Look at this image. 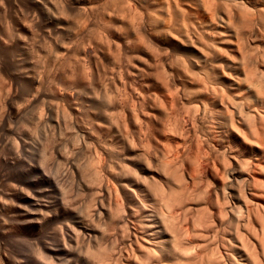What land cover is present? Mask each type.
I'll list each match as a JSON object with an SVG mask.
<instances>
[{"label": "rangeland", "instance_id": "rangeland-1", "mask_svg": "<svg viewBox=\"0 0 264 264\" xmlns=\"http://www.w3.org/2000/svg\"><path fill=\"white\" fill-rule=\"evenodd\" d=\"M263 6L264 0H0V264H27V261L34 260L35 252L39 249V244L35 239L32 241V239H26L23 235L21 236L27 230L25 222L20 218L21 213L19 210V207H27L22 201L24 195L32 199L34 196L39 201L42 200V204H46V202L50 204V202H55L56 199L59 203L63 201L62 203L66 204H62L64 206L61 209L54 207L34 208L36 211L38 210V213L36 211L35 213L38 215L36 216L39 220L42 219L41 217H55L56 215L57 219L59 217L58 221H66L70 226L86 224L90 226V222L93 223L94 220L95 225L91 224V226L97 227L98 225L99 227L100 225V230L106 227L107 230L105 229L104 233L107 231L108 235L115 233V236L109 235L108 237L109 239L111 237L114 238L115 242L111 241L112 243H110L111 239H107L109 241L105 243V238L104 242L102 240H100V243L98 242L99 244L103 242L102 246H97L99 244L96 245L92 241L89 243L90 239L87 236H85L86 238L80 236L86 241L83 242L82 240L84 244H81L79 238V244L71 242V246L67 248L69 249L70 247L72 249L73 245L75 247L78 244L79 250L83 245V251H78L81 256L76 253L77 247L73 251L78 256H75V253L71 252L72 250L70 249V252L74 255V257H70L72 259L76 258L72 260L67 256V259L65 258L66 261L64 260L63 263L60 262L59 264H80L81 262L84 263V261H87L85 264H96L94 262L96 261L95 258L93 260L92 257L95 253L103 255L101 257L97 254L104 260L107 257L115 259L114 256H116L117 260L112 261V264L142 263L140 253L146 248V245L141 242V238L144 235L139 227L143 223H140L139 219L136 218L131 223H126L125 226L121 225L123 227L120 226V228L114 224L119 217L120 211L123 208L122 212L128 210L129 205L126 204L127 200L123 196L122 190L126 189V187L130 188V182L133 179L140 183V187L142 184L145 185H142V190H148V187H150L148 191H152L158 185L153 192L156 197L152 195L153 197L149 201V204L156 210L160 209V205L163 204L162 201L165 199L164 202H166L168 198L167 196L163 200L161 199L164 196H159L162 190L165 192V196L170 191L173 193L176 191L177 193V196L172 194V196L174 195L177 198L173 196L174 198L171 199V202L174 200L172 203L178 201L180 204L177 202L178 205L173 204V208L175 207L174 212L169 207L166 208L173 214L176 213L175 209L183 203L179 210L177 208V214L172 217H181L179 219L176 218L174 222H177V225L179 224L177 227H181L182 236H184V233L186 236L187 232L183 231L186 228H188V236L195 232L193 233V238L190 236L191 238L187 239L186 237L181 240L186 244L191 243L190 245H193V252L195 253L193 254L192 250L190 253L193 254V257H199L186 259L189 255L186 257L182 255L183 257H180L182 259L181 262H179L180 258L178 257V263L177 261H172L174 264H200L202 262L200 258L201 260L205 259L203 260L205 263L206 257L211 254L219 259L222 258L223 263L220 261V264L230 263L228 261L231 259L227 260V257H225V252L221 249L218 238L216 241L210 238L212 244H210L211 242L208 243L209 237L204 238L207 232L206 228L202 227V224L207 219H210L207 214L209 211L207 212L205 209L213 212L217 203L221 204V206L224 205L232 212V215L227 213L224 219L228 220L229 217L233 216L235 226V221L240 223L237 215H240V211L241 214L244 211L242 203L245 201H248V203L251 201L254 205L249 203L247 206L249 208L252 207L251 210H254L249 215L251 224H247L248 226H245V229L239 231L245 234L244 238L247 239L249 246L254 249L256 262L264 264V251H261L264 245V236L260 233V227H264V198H261L264 194L261 193V191L264 192L262 190L264 189V152L257 148V140H253L255 142L252 143V140H246L249 137L248 134L245 135V140L242 136L243 133H247V130L248 133L251 130L249 129L250 123H253L256 128L253 125L251 127L257 129L260 133L264 128V126L263 128L261 127L264 125L261 123L264 122V96L262 97L264 95V90L262 89L264 83H261L264 80V33H262L264 32V14H256L257 12L264 13L262 12ZM241 20L245 21L246 24L241 22ZM256 22L259 23L256 24ZM259 24L260 26H258ZM15 59H17V62ZM242 60H244L242 62L244 66L240 63ZM245 61H248V65H246ZM240 69L241 73H238ZM237 70L239 71L237 72ZM242 71H247V75L250 73L252 79L249 80L251 81H247V75ZM242 78H245L246 84L247 82L251 84L246 85L245 82L243 83ZM252 85L256 86L252 88ZM257 87L258 89L261 88L263 93L260 90L259 94ZM254 89L257 90L254 93L257 97L262 94L259 98L254 97ZM212 92H214V95H211ZM223 96L224 100L221 98ZM260 99L263 100V103ZM223 102H225V105ZM254 102L256 103L254 104ZM225 106L229 108L226 109ZM232 107L234 108L232 109ZM225 109L230 112L229 114L232 111V115H229ZM235 110L238 113L241 110L242 112L241 114H235ZM223 113L233 116L234 119L232 117L231 119L237 120L235 122H238L242 117L247 123L249 121L248 125H250H246V121H244L245 125H243L244 122L240 119L239 121L242 120V123L233 122L236 126L238 125V129H235L232 127V121L228 119L230 117L226 115L227 118L225 119ZM209 114L210 118H208ZM237 115L240 116L238 117ZM250 115L253 116L254 120ZM255 115L259 116V120ZM204 116H207L206 120ZM220 117H223V120H220ZM255 120H258L262 125L260 126ZM224 122L227 127L237 130L235 131L236 133L238 132L237 134H242V139L235 132L233 133L236 135L226 132L230 131V129L227 130V127L225 128ZM228 123L231 126H228ZM223 126L224 128H222ZM246 126L247 129L245 128ZM258 126L261 127H259L261 131L257 128ZM225 133L230 135L225 137ZM44 140H50V148L52 146L53 150L49 148L48 142L45 141L46 143L44 144ZM218 140L220 141L218 142ZM55 141H57L56 144L53 143ZM257 145H260V142ZM47 148L52 152L49 153L48 151L46 153L45 150ZM42 149H45L43 150L45 153L41 151ZM230 150L233 152H230ZM41 153L44 157L47 154H53V156L50 157L51 155H49V157H45L47 159L45 160L43 156H40ZM67 156L68 159L65 160ZM69 159L73 160L72 162L73 164L75 163L74 166L76 168L73 164L70 165L71 161ZM43 161L46 162L44 163ZM38 162L42 163L39 164ZM39 165H42V167ZM88 165H90V168L95 167L93 169H97L94 173H98V175L96 174L98 178L91 179L97 183L94 184L98 185L97 187L99 188L97 189L94 186H88L89 182H92L91 180L87 182V177L82 174L86 170L87 173L84 174L88 178L92 176L93 172L89 170ZM144 165L147 169H145ZM85 166L89 171H87ZM25 167H29V169ZM59 167L61 168L60 170ZM148 167L150 171H148ZM82 169L85 170L83 171ZM258 170L259 172H257ZM88 172H90V175ZM112 172H115V174ZM124 173H127L126 178L128 180L123 177L125 176ZM119 174H121V177H119ZM57 175L60 177H57ZM78 175L82 176V178ZM218 176L221 178H218ZM194 177L196 181L193 180ZM47 179L49 180L47 181ZM136 179H141V181ZM149 179L151 181L150 184H148ZM55 180L56 183L54 184ZM78 180H80V184ZM98 180H101L102 183L97 182ZM177 180L179 182L182 180L183 182L178 183ZM85 181L87 182V187ZM84 182L85 185L82 184ZM184 182L187 185L183 184ZM253 182L254 186L255 184L260 186L257 188V190H261L260 192L256 190V187L251 189H255L259 195L262 194L260 197L256 196L259 198H254V195L252 197L249 196L251 191L249 192L248 188L250 190V185ZM168 183H170V186H168ZM188 183H194L191 185V190L189 189L191 186ZM122 184H125L123 185L124 187L121 186ZM182 184L184 187L186 186V189L188 188L187 192L184 190L187 195H191L194 192L192 189L195 190L196 188L197 196L194 194L195 192L193 193L195 196L192 194L193 197L192 195L190 197L185 196L186 194L183 191L185 188H183ZM102 186L107 189L106 192L108 190L110 192L104 193ZM204 187L212 190H209L210 200L204 195L202 196V201L205 202L204 199L207 198L208 201L206 199L205 204L214 202L211 205L201 203V198H198L202 193L204 194V192L208 191ZM93 188L99 196L94 192ZM157 188L160 189L157 190ZM39 190L44 191L39 196L40 198L36 195L40 192ZM178 190H182L183 193L178 192ZM200 190L203 192L201 193ZM188 191L192 192L188 193ZM77 192L79 195H77ZM116 192L120 193L121 199H119V195ZM213 192L218 195L216 194L215 196ZM47 193L49 194L47 195ZM63 193L65 198L62 196ZM108 193L111 197L107 196ZM180 193H182L181 196ZM257 193L255 194L258 195ZM92 194H94L95 198ZM112 195H116L119 200L115 198L116 196H114V199ZM178 195L183 201L181 200L180 202ZM213 195L216 198L218 197V199L214 201ZM61 196L65 200L61 199ZM172 196L170 197L172 198ZM122 197L123 202H120ZM184 197L186 198L184 199ZM187 197L190 200L191 198L194 200L189 201ZM235 197H239V199ZM115 200H117L118 206ZM218 200L219 202L215 204ZM169 202L166 205L164 203V207L171 206L168 204ZM107 203L109 204L107 205ZM157 203L158 205H156ZM52 205L54 206V204ZM106 205L110 206V208L108 207V209ZM119 205L123 208H116L117 211H114L115 207H119ZM186 205L190 208V214L184 213L185 209L188 210ZM202 205L205 207L203 208ZM255 205L257 207L256 210L258 209L257 212L254 208ZM84 206H87V208ZM105 207L107 210H104L106 209ZM88 208L90 209L88 210ZM163 208L161 207L164 211L165 208ZM180 208L181 211H184L181 212ZM202 208L204 213H202ZM109 210L112 215L118 213V216L115 214L110 217L108 215L110 212H106ZM100 211L101 213H99ZM163 211H161L162 214L167 213V210L166 212ZM178 211L181 212V216ZM225 211L227 210L225 209ZM60 212L63 213H61V216H59ZM91 213L95 215L92 216ZM205 213V218H203ZM183 214L188 215H185L187 221L182 218ZM16 215L18 218H15L17 217ZM209 216L211 215L209 214ZM107 217H110L108 222ZM112 218L115 221L108 227L109 221L113 220ZM211 218L213 219L212 216ZM230 218L228 220L229 224L226 223V225L228 224V229L225 237L231 240L229 243L231 245L230 252L234 255V259L239 261V253L233 245L236 243L233 237L234 226L233 222H230ZM210 220L205 225L210 226L212 224L211 221L214 222V219ZM245 220V217L244 219L242 218L243 222ZM199 221H201L200 224L198 223ZM16 223L18 224L16 225ZM191 223L193 224L191 225ZM195 224L199 225L196 226ZM231 224L232 227L229 226ZM34 225L32 226L36 229L37 225ZM55 225L54 228L57 230L59 223ZM193 225L196 227L191 228L193 230L191 232L189 226L192 227ZM122 228L124 232L121 230ZM102 230L101 232H103ZM119 230L121 231L119 232ZM126 230H128V233ZM131 232L135 233V237L138 240L137 243L130 241L132 239L130 237ZM116 233H119V235ZM116 236H118L117 241L115 239ZM127 236L128 240H126ZM119 238H122L123 241H120ZM85 243L89 245V252L93 253L94 251L92 256H90L91 253L86 254L84 252L88 246ZM92 243L96 247H92ZM183 243L182 245H185ZM229 244L227 243L228 246ZM260 244L263 245L260 247ZM212 252H215V254ZM217 252L220 253L217 254ZM32 256L33 259L31 258ZM204 256L206 257L204 258ZM215 256L212 258H215ZM218 258L217 261L219 263ZM52 261L54 264L59 262L56 260ZM172 262L170 261L169 264H173Z\"/></svg>", "mask_w": 264, "mask_h": 264}, {"label": "bare ground", "instance_id": "bare-ground-1", "mask_svg": "<svg viewBox=\"0 0 264 264\" xmlns=\"http://www.w3.org/2000/svg\"><path fill=\"white\" fill-rule=\"evenodd\" d=\"M256 2V1H255ZM241 4V3H240ZM262 8H264V6L262 7ZM260 9V8H259ZM257 10V9H256ZM240 11V10H239ZM242 11V10H241ZM255 11V10H254ZM262 12H264V9L262 10ZM240 14V13H239ZM243 14V13H242ZM257 15H259V14H264V13H261V12H257L256 13ZM241 16V15H240ZM261 16V15H260ZM264 17V16H263ZM257 18H259L258 16H257ZM261 18V17H260ZM240 19V18H239ZM246 19V18H245ZM264 19V18H263ZM258 20H260V19H258ZM248 21V20H247ZM241 22H245V21H243V20H241ZM260 22H262V21H260ZM257 23H259V22H256V24ZM244 24H246V22L244 23ZM249 24V23H248ZM252 24V23H251ZM22 25V24H21ZM263 25H264V23H263ZM23 26V25H22ZM26 26V25H25ZM258 26H260V24L258 25ZM244 27V26H243ZM246 27V26H245ZM250 27V26H249ZM264 27V26H263ZM240 28H242V27H240ZM247 28H248V26H247ZM247 28H246V30H247ZM255 28H258V27H255ZM25 29V28H24ZM242 29H244V28H242ZM257 30V29H256ZM264 30V29H263ZM248 31V30H247ZM255 31V30H254ZM259 31V30H258ZM257 31V32H258ZM262 31V30H261ZM257 32H256V34H257ZM254 33V32H253ZM262 33H264V32H262ZM261 34V33H260ZM258 35H259V32H258ZM17 58V57H16ZM242 58H243V56H242ZM241 58V59H242ZM248 59V58H247ZM17 59H15V61H16ZM250 60V59H249ZM244 60H242L240 63H241V65H242V62H243ZM17 62V61H16ZM246 63L248 62V61H245ZM233 63V62H232ZM244 64V63H243ZM232 65V64H231ZM235 65V64H234ZM241 65H239V66H241ZM246 65H248V63L246 64ZM19 66V65H18ZM238 66V65H237ZM242 66H244V65H242ZM246 67V66H245ZM236 68V67H235ZM234 68V69H235ZM240 68V67H239ZM247 70V69H246ZM239 70H237V72H238ZM243 72V71H242ZM238 73H241V69H240V72H238ZM243 73H248L247 71L246 72H243ZM21 74H22V72H21ZM242 75H244V74H242ZM247 75V74H246ZM246 75H244V76H246ZM248 75H250V73L248 74ZM246 76V78H248V80L247 81H251V80H249V79H252V77H251V75L250 76ZM243 76V77H244ZM239 77V76H238ZM250 77V78H249ZM240 79V78H239ZM243 79V78H242ZM245 79V78H244ZM244 79H243V83L245 82L244 81ZM254 81V80H253ZM198 82V81H197ZM200 82V81H199ZM242 82V81H241ZM255 82V81H254ZM253 82V83H254ZM259 82V81H258ZM223 83V82H222ZM243 83H241V84H243ZM250 82H247V84H249ZM261 83H264V80L263 81H261ZM238 84H239V82H238ZM245 84H246V82H245ZM244 84V85H245ZM246 84V85H247ZM251 84V83H250ZM237 85V84H236ZM240 85V84H239ZM257 85V84H256ZM256 85H252V88H254L253 86H256ZM264 85V84H263ZM242 86V85H241ZM260 87H261V85H260ZM259 87V88H260ZM263 87V86H262ZM239 88V87H238ZM250 88V87H249ZM251 89V88H250ZM257 89H258V87H257ZM263 90H264V87L262 88ZM261 88L260 89H258L259 90V94H260V90H261V92L263 91ZM218 90V89H217ZM233 90V89H232ZM240 90V89H239ZM248 90V89H247ZM219 91H221V90H219ZM251 91H253L252 89H251ZM254 91L255 92H253V95H255L254 93H256V89H254ZM223 92V91H222ZM214 92H212V94L211 95H214L213 94ZM218 93V92H217ZM263 93V92H262ZM223 94V93H222ZM236 94V93H235ZM219 95V94H218ZM251 95V94H250ZM262 95V94H261ZM260 95V96H261ZM210 96V95H209ZM215 96H216V93H215ZM260 96H258L257 97V95H255L254 97L256 98H259ZM264 95H262V97H263ZM219 97V96H218ZM217 97V98H218ZM251 97H252V95H251ZM212 98V97H211ZM217 98H215V99H217ZM223 100H224V96L223 97H221ZM226 98V97H225ZM227 99V98H226ZM221 100V99H220ZM229 100V99H228ZM227 100V101H228ZM262 99H260V101H261ZM213 101V100H212ZM222 102V101H221ZM225 102H226V100H225ZM225 102H223V104L225 103ZM257 102V101H256ZM256 102H254V104L256 103ZM262 103H263V100L261 101ZM210 103H212V102H210ZM215 103V102H214ZM218 103H219V101H218ZM233 103V102H232ZM238 103V102H237ZM260 103V102H259ZM229 104H230V101H229ZM241 104V103H240ZM264 104V103H263ZM225 105V104H224ZM258 105V104H257ZM221 106V105H220ZM223 106V105H222ZM228 106H230V105H228ZM232 106V105H231ZM239 106V105H238ZM260 106H261V104H260ZM203 107V106H202ZM205 107V106H204ZM207 107V106H206ZM226 107V106H225ZM242 107V106H241ZM258 107H259V105H258ZM222 108H224V107H222ZM227 108H229V107H226V109ZM234 107H232V109H233ZM237 108V107H236ZM226 109H225V111H226ZM261 109V108H260ZM202 110V109H201ZM224 110V109H223ZM239 110H240V106H239ZM203 111H204V109H203ZM203 111H201L202 113H203ZM206 111V110H205ZM216 111V110H215ZM221 111V110H220ZM230 111V110H229ZM236 111V110H235ZM237 111H238V109H237ZM236 111V113L235 114H241V112H242V110H241V112L240 113H238ZM260 111H262V110H260ZM222 112V111H221ZM227 112V111H226ZM228 114L230 113V112H227ZM227 113H226V115H227ZM263 113V112H262ZM224 115H225V113H223ZM222 114V115H223ZM255 114H257V113H255ZM261 114V113H260ZM202 115V114H201ZM220 115V114H219ZM221 115V116H222ZM226 115L224 116L225 117V119L229 116V115H232V111H231V114H229V115H227V117H226ZM234 115V114H233ZM258 115H259V113H258ZM255 115L256 117H257V119L259 120V116H261V115ZM203 116V115H202ZM208 116V115H207ZM207 116L205 117V120H206V118H207ZM217 116V115H216ZM238 117L240 116V115H237ZM248 116V115H247ZM251 116V115H250ZM203 117V118H204ZM211 116H210V114H209V117L208 118H210ZM230 118H228L229 120H231L232 121V127L233 128H237V126L234 124V123H238V122H241L243 119H242V117L240 118V119H242L241 121H239L238 120V122H235V121H237V120H233L234 119V117L233 116H229ZM231 117L233 118V119H231ZM236 117V116H235ZM252 117V119H253V116H251ZM217 118V117H216ZM223 118V117H222ZM221 117L219 118L220 120L222 119ZM261 118H263V117H261ZM224 119V120H225ZM236 119H237V117H236ZM247 119V118H246ZM256 119V118H255ZM208 120H211V119H208ZM212 120H213V118H212ZM214 120H217V119H214ZM223 120V119H222ZM229 120H227V121H229ZM254 120V119H253ZM258 120H255V122L256 123H258V124H260V122L258 121ZM231 121H229V122H231ZM244 121H246V120H243L242 122H244ZM260 121H263V120H260ZM209 122V121H208ZM234 122V123H233ZM241 122V123H242ZM253 122V121H252ZM254 122V123H255ZM217 123H220V122H217ZM227 123V122H226ZM240 123V124H241ZM248 123H250L249 121H248ZM248 123H247V121H246V125H248ZM261 123H263L264 124V122H261ZM213 124V123H212ZM215 124V123H214ZM224 124H225V122H224ZM223 124V125H224ZM230 123H228V126H231V124L229 125ZM233 124H234V126H233ZM251 124V125H250ZM248 126H249V129H251L250 131H249V133H248V130L246 131L247 133H243V131H241V133H243V135L242 134H237L235 131H237V130H234V129H232V127H227V125L225 124L224 126H225V128L227 127V130L228 129H230V131L228 130V131H226V132H230V134L232 133V134H237V135H239L238 137L240 138V139H242V136H243V138H244V140L246 139L245 137V135L246 134H248L249 135V137H247V139L246 140H252V143H254L256 140L258 141V143L260 142V145H257L256 143V146H257V148L259 149V150H261V151H263L264 152V145H263V141H264V128H263V126L264 125H262V124H260V126L263 128V133L261 132H258V130L257 129H253L251 126L253 125V123H250ZM219 125V124H218ZM243 125H245V122L243 123ZM255 125H257V124H255ZM217 126V125H216ZM220 126V125H219ZM224 126L222 127V128H224ZM236 126V127H235ZM254 126V125H253ZM260 126H258L257 128L258 129H260L261 127ZM241 127H242V125H241ZM251 127V128H250ZM255 128H256V126H254ZM260 127V128H259ZM216 128V127H215ZM221 128V127H220ZM246 129H247V126L245 127ZM219 129V128H218ZM238 129V128H237ZM244 130V129H243ZM222 131V130H221ZM223 131H224V129H223ZM244 131V132H245ZM260 131H261V129H260ZM233 132H235V133H233ZM223 133V132H222ZM214 134V133H213ZM227 133H225V137L227 136L228 137V135H230L229 133L226 135ZM235 134V135H236ZM242 135V136H241ZM247 135V136H248ZM215 136V135H214ZM213 136V137H214ZM223 136V135H222ZM221 136V137H222ZM232 137H234L233 135H232ZM231 137V138H232ZM236 137V136H235ZM220 139V138H219ZM226 139V138H225ZM221 140H223V139H221ZM253 140H255L254 142H253ZM262 142H261V141ZM46 140H44V144L46 143V142H48V144L50 143V140L49 141H46ZM52 141V140H51ZM53 141H54V139H53ZM216 141V140H215ZM220 140H218V142H219ZM56 142L57 141H55V142H53V143H55L56 144ZM42 143V142H41ZM223 143H225V142H223ZM54 144V145H55ZM262 144V145H261ZM42 145V144H41ZM53 145V146H54ZM227 145V144H226ZM223 146V145H222ZM227 146H229V145H227ZM259 146V147H258ZM42 147V146H41ZM221 147V146H220ZM43 148V147H42ZM45 148H46V145H45ZM49 148H50V144H49ZM49 148H47L46 150L45 149H42L41 151H43V150H45L46 151V153L49 151V153L50 152H52L51 150H53V148H52V146H51V150L49 149ZM128 148V147H127ZM126 148V149H127ZM223 148H225V147H223ZM230 148V147H229ZM261 148V149H260ZM26 149V148H25ZM49 149V150H48ZM220 149V148H219ZM225 151H226V149H224ZM40 151V150H39ZM45 151H43L44 153H45ZM132 151V150H131ZM42 152V153H43ZM128 152V151H127ZM230 152H233V151H231L230 150ZM262 152V153H263ZM42 153H41V155L40 156H43L42 155ZM237 154V153H236ZM45 155V154H44ZM49 155H51V154H47V155H45V157L47 158V156L49 157ZM53 156V154L50 156V157H52ZM256 156V155H255ZM261 156V155H260ZM17 157V156H16ZM44 157V156H43ZM44 157V158H45ZM132 157H135V156H132ZM264 157V156H263ZM42 158V157H41ZM41 158H39V159H41ZM45 158V160H47ZM55 158V157H54ZM60 158H62V157H60ZM69 158H70V156H69ZM22 159V158H21ZM43 159V158H42ZM66 159H68V156L65 158V160ZM127 159V158H126ZM38 160V159H37ZM48 160H49V158H48ZM128 160V159H127ZM235 160V159H234ZM23 161V160H22ZM69 161H71V164L70 165H72L73 164V160H70L69 159ZM92 161V160H91ZM95 161H96V159H95ZM98 161V160H97ZM137 161V160H136ZM236 161V160H235ZM234 161V162H235ZM5 162H6V160H5ZM13 162V161H12ZM31 162V161H30ZM33 162V161H32ZM44 162V161H43ZM46 162V161H45ZM44 162V163H45ZM58 162V161H57ZM62 162H64V161H62ZM67 162V161H66ZM39 163V162H38ZM42 163V162H41ZM41 163H39V164H41ZM47 163H48V161H47ZM56 163V162H55ZM68 163V162H67ZM96 163V162H95ZM98 163V162H97ZM242 163V162H241ZM247 163V162H246ZM27 164V163H26ZM37 164V163H36ZM54 164V163H53ZM58 164V163H57ZM60 164V163H59ZM64 164V163H63ZM66 164V163H65ZM91 164V163H90ZM92 164H93V162H92ZM125 164V163H124ZM134 164V163H133ZM139 164V163H138ZM239 164V163H238ZM25 165V164H24ZM75 165V163L73 164V166ZM95 165V164H94ZM93 165V166H94ZM99 165V164H98ZM98 165H96V166H98ZM248 165V164H247ZM8 166V165H7ZM40 167H42V165H39ZM39 166H37V167H39ZM45 166V165H44ZM61 166V165H60ZM69 166V165H68ZM125 166V165H124ZM18 167V166H17ZM20 167V166H19ZM30 167H31V165H30ZM32 167H33V164H32ZM35 167V166H34ZM39 167V168H40ZM57 167V166H56ZM75 168H76V166H74ZM84 167V166H83ZM86 167V166H85ZM88 167H89V170H91V172H93V174L95 175H93L92 174V176L91 177H89L88 178V176L86 175V174H84V173H87L86 172V170L85 169H82L83 171H84V173H82L83 175H85L86 177H87V179H86V181L87 182H89L92 178H98V176H96V174L98 175V173H94V171L96 172V170L97 169H93V168H95V167H92V168H90V165H88ZM141 167V166H140ZM144 167H145V169H147V167L144 165ZM144 167H142L143 169H144ZM177 167V166H176ZM245 167V166H244ZM26 168V167H25ZM36 168V167H35ZM34 168V169H35ZM45 168V167H44ZM58 168V167H57ZM71 168H72V166H71ZM74 168V169H75ZM80 168H82V167H80ZM104 168V167H103ZM207 168V167H206ZM209 168V167H208ZM239 168H240V166H239ZM243 168V167H242ZM241 168V170H243ZM26 169H29V167L28 168H26ZM33 169V170H34ZM42 169V168H41ZM41 169H39V170H41ZM61 168L59 167V170H60ZM79 169V168H78ZM86 169H87V171H89L88 170V168L86 167ZM92 169H93V171H92ZM123 169V168H122ZM135 169V168H134ZM138 169V168H137ZM148 169H149V167H148ZM205 169V168H204ZM210 169V168H209ZM245 169H246V167H245ZM12 170H13V168H12ZM32 170V171H33ZM44 170V169H43ZM58 170V169H57ZM76 170V169H75ZM100 170H101V168H100ZM99 170V171H100ZM142 170V169H141ZM214 170V169H213ZM241 170H239L240 172H242ZM257 170V169H256ZM24 171H25V169H24ZM81 171V170H80ZM79 171V172H80ZM109 171V170H108ZM120 171V170H119ZM135 171V170H134ZM140 171V170H139ZM146 171V170H145ZM148 171H150V169L148 170ZM206 171V170H205ZM15 172V171H14ZM27 172H29V171H27ZM36 172V171H35ZM62 172V171H61ZM76 172H78V171H76ZM82 172V171H81ZM98 172V171H97ZM103 172V171H102ZM107 172V171H106ZM216 172H218V171H216ZM246 172V171H245ZM257 172H259V170L257 171ZM17 173V172H16ZM30 173V172H29ZM28 173V174H29ZM34 173V172H33ZM43 173V172H42ZM46 173V172H45ZM57 173V172H56ZM89 173V175H90V172H88ZM108 173V172H107ZM112 173H114L115 174V172H112ZM117 174H118V172H116ZM120 173V172H119ZM136 173V172H135ZM218 173H220V172H218ZM224 173V172H223ZM38 174V173H37ZM75 174V173H74ZM82 174H80V175H82ZM110 174V173H109ZM125 174V173H124ZM127 174V173H126ZM126 174H125V176H123L124 178H126ZM212 174V173H211ZM214 174V173H213ZM44 175V174H43ZM59 175V174H58ZM57 175V177H60V176H58ZM61 175H62V173H61ZM80 175H78V176H80ZM82 175V176H83ZM105 175V174H104ZM112 175V174H111ZM120 176L119 177H121V174H119ZM123 175V174H122ZM135 175V174H134ZM147 175V174H146ZM145 175V176H146ZM159 175V174H158ZM215 175V174H214ZM48 176V175H47ZM67 176V175H66ZM70 176H71V174H70ZM82 176H80L81 178H82ZM85 176H84V178H85ZM115 176V175H114ZM129 176V175H128ZM137 176V175H136ZM144 176V175H143ZM169 176V175H168ZM172 176H173V174H172ZM219 176H221V175H219ZM218 176V178H221V177H219ZM35 177V176H34ZM51 177V176H50ZM54 177V176H53ZM72 177H73V174H72ZM102 177V176H101ZM105 177H107L106 175H105ZM140 177V176H139ZM150 177V176H149ZM174 177V176H173ZM192 177V176H191ZM215 177H217L216 175H215ZM28 178V177H27ZM39 178V177H38ZM55 178V177H54ZM54 178H53V181H54ZM79 178V177H78ZM134 178V177H133ZM132 178V179H133ZM165 178V177H164ZM169 178V177H168ZM39 179H41V178H39ZM42 179H43V177H42ZM71 179V178H70ZM80 179V178H79ZM99 179H101V178H99ZM127 179V178H126ZM142 179H144V178H142ZM154 179V178H153ZM173 179V178H172ZM251 179H253V178H251ZM25 180V179H24ZM27 180V179H26ZM45 180V179H44ZM49 179H47V181H48ZM57 180H59V179H57ZM82 181H83V179H81ZM89 180V181H88ZM101 180H103V179H101ZM101 180H98L97 182H99V183H102L101 182ZM120 180H122V179H120ZM128 180V179H127ZM135 179H133V181H131L130 182V188H127L126 187V189H124V190H122V193H123V196L126 198V200H127V203L126 204H128L129 205V207L127 208L128 210H126V211H124V212H122L123 210H124V208L121 206V205H119V207H115V209H114V211L116 210V208L117 209H120L121 207L123 208V210L122 211H120V210H118V211H120V213H119V217L117 218V220H118V222H117V220L115 221V219H113V220H110L109 221V223H108V227L110 226V224L112 225L113 224V221H115L116 223H114V224H116V226H119L118 228H120V226L121 225H123V226H125L126 225V223H131V221H133V220H135L136 218L137 219H139V222L140 223H143V225L142 226H140L139 228H140V230L142 231V234L144 235V236H142V238H141V242L143 243V244H145L146 245V248L144 249V247H143V251H142V253H140V257H141V261H142V263L143 264H169V262L171 261H177V263H178V257L180 258V257H183L182 255H184L185 257L187 256V255H189V257H187L186 259H191L192 257H193V254L195 253V252H193V245L191 246L190 244H186L185 242L183 243L182 242V240H183V238H186L187 237V239L191 236H194V234L193 233H195V232H192L193 230L191 229V228H195L196 226H198L200 223H201V221H199L198 223V225L197 224H195L196 226L194 227V225L191 227V226H189L190 227V231L192 232H190L191 233V235L189 234V236H188V231H187V229L188 228H186V229H184L183 231L184 232H187V234H186V236H185V233H184V236H182V233H181V231H180V228L179 227H177L178 225H177V222H174V220L176 219V218H178L177 216L176 217H172L174 214H177V208H178V210H179V207H181L182 206V204L183 203H181V206L179 205L178 207H177V203H179L178 201H175V203H172L171 202V199H173L174 197H176L177 196V193H176V191L175 190H173V189H170V190H173V191H175V193H173L172 191H170V192H172L171 193V195H169L170 194V192H168L169 194H167L166 193V196H165V192H164V194H163V192L162 191H160L161 192V194H159V196L161 195V197H162V195H164L161 199L163 200L164 199V197H167L168 196V198L166 199V202H164L165 201V199H164V201H162V203L164 204V205H166L167 204V202H169L168 204H170L171 206H166V207H164V205L162 204V205H160V209H158V210H156L155 208H153L150 204H149V201L151 200L150 198L151 197H156L155 195L156 194H153V192H154V189H156V187H158V185H157V182H156V187H155V183H154V189L151 191H148L149 189H150V187H148L149 189L148 190H142V185H141V187H140V183H138L137 181H134ZM136 180H139V179H136ZM168 180V179H167ZM194 181H196L195 180V177H194V179H193ZM214 180V179H213ZM218 180V179H217ZM223 180V179H222ZM23 181V180H22ZM28 181V180H27ZM85 181V182H86ZM96 181V180H95ZM139 181H141V179L139 180ZM145 181V180H144ZM143 181V183H145ZM146 181H147V179H146ZM150 181V179L148 180V184H150L151 183V181ZM178 181V183H180V182H183L182 180L179 182V180H177ZM177 181H176V183H177ZM216 181V180H215ZM29 182V181H28ZM78 182H79V184H80V180H78ZM85 182L84 183H82V184H84L85 185ZM87 182H86V187H87ZM91 182L92 183H90L89 182V184H88V186H94V188L95 189H97V188H99V187H97L98 185H94V184H97V183H95V182H93L92 180H91ZM120 182V181H119ZM167 182V181H166ZM175 182V181H174ZM220 182H221V180H220ZM251 182V181H250ZM30 183V182H29ZM35 183V182H34ZM52 183V182H51ZM56 183V180H55V182H54V184ZM65 183V182H64ZM72 183V182H71ZM77 183V182H76ZM121 183V182H120ZM147 183V182H146ZM191 183H192V179H191ZM256 183V182H255ZM42 184V183H41ZM53 184V185H54ZM93 184V185H92ZM106 184V183H105ZM116 184V183H115ZM165 184V183H164ZM167 184V183H166ZM170 183H168V186H170L169 185ZM183 184H185V182L183 183ZM182 184V185H183ZM188 184H190V183H188ZM194 184V183H193ZM193 184H190V186L191 185H193ZM196 184V183H195ZM249 184V183H248ZM254 184V182L252 183V185H250V190H249V188H248V191L250 192L249 193V196H253L254 198L256 197V196H261L262 194H258L257 193V191H261V190H257V188H258V186H259V184L256 186V184H255V186L253 185ZM58 185V184H57ZM60 185H61V183H60ZM103 185V184H102ZM107 185V184H106ZM123 185H125V184H122L121 186H123ZM147 185V184H146ZM172 185V184H171ZM178 186H179V184H177ZM181 185V186H182ZM185 185H187V183L185 184ZM249 185H247L248 187H249ZM35 186V185H34ZM78 186V185H77ZM96 186V187H95ZM118 186H119V184H118ZM127 186V185H126ZM143 186H145V185H143ZM151 186V185H150ZM195 186V185H194ZM194 186H193V188H194ZM64 188H65V186H63ZM69 188H70V186H68ZM72 187V186H71ZM85 187V186H84ZM100 187H101V184H100ZM103 187V186H102ZM107 187V186H106ZM124 187V186H123ZM160 187H161V185H160ZM180 187V186H179ZM186 187V186H185ZM184 187V185H183V188H185ZM208 187V186H207ZM207 187H204V188H207ZM254 187H256V192L254 191V190H251V189H253ZM260 187V186H259ZM49 188H50V186H49ZM57 188H59V187H57ZM88 188H92V187H88ZM93 188V189H94ZM153 188V187H152ZM164 188V187H163ZM171 188H173V186H171ZM191 188H192V186L189 188L190 190H191ZM22 189V188H21ZM44 189V188H43ZM68 189V188H67ZM77 189V188H76ZM95 189H94V192H95ZM103 189H104V193L106 192V190L107 189H105L104 187H103ZM145 189H147V188H145ZM158 189H160V188H157V190ZM162 189V188H161ZM168 189V188H167ZM177 189V188H176ZM182 189V188H181ZM260 189V188H259ZM61 190H62V187H61ZM71 190V189H70ZM75 190V189H74ZM88 190V189H87ZM91 190V189H90ZM100 190V189H99ZM98 190V191H99ZM116 190H117V188H116ZM118 190H120L119 188H118ZM156 190V192H158ZM165 190V189H164ZM186 191V190H188V188L186 189H183V191ZM195 190H196V188H195ZM195 190H193L192 189V191H194L195 192ZM199 190V189H198ZM202 190H204V189H202ZM202 190H200L201 191V193L203 192ZM205 190H208V191H206V192H204V194L202 193V195H200L199 193V195L200 196H198V198L200 197L201 198V203L203 202L202 201V196H204V195H206V197L210 200V191L209 190H212V189H205ZM262 190H264V189H262ZM34 191H36V190H34ZM40 191V190H39ZM58 191V190H57ZM76 191V190H75ZM103 191V190H102ZM184 191V192H185ZM191 191V192H192ZM200 191H197V192H200ZM214 191V190H213ZM254 191V192H253ZM22 192V191H21ZM42 192H44V191H40V192H38L36 195H37V197H39L41 194H42ZM60 192V191H59ZM64 192H66V191H64ZM72 192V191H71ZM82 192H83V190H82ZM107 192H110L109 190L107 191ZM106 192V193H107ZM119 192V191H118ZM155 192V193H156ZM178 192H182V190H178ZM187 192V191H186ZM186 192H185V194H186ZM190 191H188V193H191ZM194 192H192V194L194 193ZM214 192H216V191H214ZM213 192V193H214ZM36 193V192H35ZM51 193H53V192H51ZM75 193V192H74ZM78 193V192H77ZM89 193H91V192H89ZM88 193V194H89ZM95 193H97V192H95ZM100 193V192H99ZM102 193V192H101ZM117 193V192H116ZM183 193V192H182ZM182 193H180V196H181V194ZM222 193V192H221ZM255 193H257L258 195H256ZM261 193H264V192H262L261 191ZM21 194V193H20ZM25 194V193H24ZM45 194V193H44ZM49 193H47V195H48ZM56 194H57V192H56ZM68 194V193H67ZM82 194V193H81ZM111 194V193H110ZM113 194V193H112ZM118 194V193H117ZM116 194V195H117ZM172 194H176V196H172ZM191 194V195H192ZM195 195H196V192L194 193ZM193 194V195H194ZM217 194V193H216ZM216 194L214 193V195L216 196ZM238 194V193H237ZM27 195V194H26ZM46 195V196H47ZM62 195V194H61ZM72 195V194H71ZM77 195H79V193L77 194ZM77 195H76V197H77ZM91 195V194H90ZM94 194H92V196H93ZM97 195L99 196V194L97 193ZM96 195V196H97ZM103 195V194H102ZM107 195V194H106ZM116 195H114V196H116ZM119 195V196H118ZM117 196L119 197V199H121L120 198V193L118 194ZM153 195V196H152ZM191 195H185V196H191ZM193 195H192V197H193ZM194 195V196H195ZM213 195V196H214ZM218 195V194H217ZM223 195V194H222ZM238 195H240V194H238ZM63 197H64V193H63V195H62ZM61 196V199H64L63 197ZM74 196V195H73ZM83 196V195H82ZM89 196V195H88ZM101 196V195H100ZM107 196H109V197H111L110 195H109V193H108V195ZM106 196V197H107ZM113 196V195H112ZM114 196H113V198H114ZM117 196L115 197L116 199H118L117 198ZM157 196H158V193H157ZM170 196H172V198L170 197ZM183 196H184V194H183ZM183 196H182V198H183ZM197 196V195H196ZM212 196V195H211ZM213 197L214 198V201H215V199L217 200L218 199V197L216 198V197ZM31 197V196H30ZM43 197H45V196H43ZM42 197V198H43ZM60 197V196H59ZM94 197V196H93ZM105 197V198H106ZM109 197H107L108 199H109ZM259 197H256V198H259ZM20 198V197H19ZM40 198V197H39ZM53 198V197H52ZM51 198V199H52ZM67 198V197H66ZM73 198V197H72ZM75 198V197H74ZM84 198V197H83ZM87 198V197H86ZM95 198V197H94ZM98 198V197H97ZM105 198H104V200H105ZM114 198V199H115ZM160 198V197H159ZM177 198V197H176ZM178 198L180 199V197H179V195H178ZM186 197H184V199H185ZM188 198V197H187ZM198 198H197V200H198ZM205 198V197H204ZM207 198H205L204 199V201L206 202V199ZM212 198V197H211ZM222 198V197H221ZM236 198V197H235ZM261 198H264V194H263V196L261 197ZM118 199V200H119ZM157 199H158V197H157ZM161 199H159V200H161ZM170 199V200H169ZM179 199H177V200H179ZM189 199V198H188ZM208 199H207V201H208ZM236 199H239V197L238 198H236ZM44 200V199H43ZM55 200V199H54ZM65 200V199H64ZM74 200V199H73ZM75 200H77L76 198H75ZM84 200V199H83ZM82 200V201H83ZM85 200H88V199H85ZM101 200V199H100ZM99 200V201H100ZM110 200V199H109ZM158 200V201H159ZM169 200V201H168ZM181 200L182 199H180V202H181ZM191 200H194L193 198H191ZM190 199H189V201H191ZM213 200V199H212ZM211 200V201H212ZM220 200V199H219ZM219 200L218 201H216L215 202V204L217 203V202H219ZM223 200V199H222ZM262 200V199H261ZM20 201V200H19ZM22 201H23V203H25L26 204V208L24 207V208H20L19 207V210H20V213H21V217H20V215L18 214V216L20 217V218H22L23 219V221L25 222V227L27 228V230H26V232L24 231V233L23 234H21V236L23 235L26 239H32V241H33V239H35L37 242H38V244H39V249H40V251H39V249H37V252H35V256H34V260H32V261H27V264H51V261L52 260H56V261H59L58 262V264L60 263V262H62L63 263V261L65 260V258L67 259V256L68 257H74V255L75 256H78V255H76V253L77 254H80L79 252L80 251H83L82 250V246H81V249L79 248V250H78V241H79V238H80V236H82V237H84V238H86L85 236H87L88 238V240H89V243L92 241V242H94L96 245L97 244H99L100 243V240H104L105 238V240L104 241H106L105 243H107V241H109L110 239V243H112L111 241H114V238H108L109 237V235H112V236H115L114 234H109L108 235V233H107V231H106V233H104V230L106 229V227H104V229L102 230L103 232H101V230H100V225H99V227H98V225H97V227H95L94 225V220H93V223H91L89 220V222H90V226H87V224L86 225H77V226H70V225H68L67 223H66V221L64 222V221H58V219H59V217H58V219L56 218V215H55V217L53 216V217H48V216H46V217H41L42 219L41 220H39V219H37V214L36 213H38L37 211H36V209H34V208H41V207H43V208H48V207H54V208H62V206H64V205H66V204H64V203H62L63 201L62 200H60V201H62V202H60L59 203V201L56 199V201L55 202H50V204H49V202H46V204H42L43 202H42V200L41 201H39L38 199H36V198H34V196H33V199L32 198H29L28 196H25L24 195V197L22 198ZM95 201V200H94ZM98 201V202H99ZM110 201H112L113 202V200H110ZM110 201H109V203H110ZM116 201V204L118 203L117 202V200H115ZM123 202V197H122V200H120V202ZM183 201V200H182ZM245 201V200H244ZM69 202V201H68ZM103 202V201H102ZM102 202H101V204H102ZM111 202V203H112ZM119 202V203H120ZM155 202V201H154ZM177 202V203H176ZM205 202H203V204H205ZM213 202V201H212ZM72 203V202H71ZM85 203H87L86 201H85ZM84 203V204H85ZM90 203V202H89ZM88 203V204H89ZM109 203H107V205L109 204ZM115 203V202H114ZM214 203V202H213ZM213 203H211L210 202V204L209 203H206V204H209V205H211V204H213ZM221 203V202H220ZM223 204H224V202H222ZM249 203L251 204L252 202L251 201H249ZM249 203H248V201H245L244 203H242L243 205H244V211L242 212V214H241V211H240V215H237L238 216V220H240V223H239V221L238 222H236L235 221V226H234V222H233V216L231 217L232 218V220H231V218H230V222L232 221L233 222V229H234V234H233V237H234V240H235V243L236 244H233L234 245V248L237 250V252L239 253V255H238V257H239V261H236L235 259H234V255L232 254V252H230V249H231V245L229 244L230 243V239H227V237H225V235H227V229H228V220H229V218H228V220L227 219H224L226 216H227V213H229V214H231L232 215V212H231V210H228L226 207H224V205H222L221 206V204L219 205L218 203L216 204V208H215V210L212 212H210V210H208V209H205V210H207V212L209 211V213H207L208 214V217H210V219L211 220H213L214 219V222H212L210 219V221H211V223L212 224H210V222H209V224H210V226L208 225H205V223L206 224H208L207 223V221H209L208 219H207V221L206 222H202L203 224H202V227H205L206 228V234H205V236H204V238L206 239V238H208L209 237V241H208V243H210L211 241H210V238H211V240H214V241H216V239L218 238L219 239V241H220V244H221V249H223V251L225 252V257H227V260L228 259H231V260H229L228 262H230V263H228V264H261L260 262H256V257H255V253H254V249H252L251 248V246H249V244L247 243V239L246 238H244V233L243 232H241V231H239V230H242V229H245V226H248V225H250L251 224V222L249 221V215L250 214H252L253 212V210H251L252 209V207H248L247 206V204L249 205ZM21 204V203H20ZM52 204H54V206L52 205ZM62 204H64V205H62ZM79 204V203H78ZM83 204V205H84ZM95 204V203H94ZM100 204V205H101ZM105 204V203H104ZM115 204V205H116ZM122 204V203H121ZM173 204H177L176 205V213H172V212H174L173 210H174V208H173ZM180 204V203H179ZM205 204V205H206ZM253 204V203H252ZM251 204V205H252ZM67 205H68V203H67ZM106 205V206H107ZM113 205V204H112ZM155 205V204H154ZM156 205H158V203L156 204ZM155 205V206H156ZM190 205V204H189ZM254 205V204H253ZM257 205V204H256ZM256 205L254 206V208H255V211L257 212L258 211V209L256 210ZM82 206V205H81ZM88 206V205H87ZM87 206L85 207V208H87ZM89 206H90V204H89ZM88 206V207H89ZM102 206V205H101ZM100 206V207H101ZM117 206H118V204H117ZM154 206V207H155ZM175 206V205H174ZM187 206V205H186ZM208 206V205H207ZM215 206V205H214ZM228 206V205H227ZM258 206V205H257ZM260 206V205H259ZM21 207H22V205H21ZM70 207V206H69ZM73 207V206H72ZM71 207V208H72ZM91 207H92V205H91ZM94 208H95V206H93ZM110 208V206H107V208ZM113 207V206H112ZM159 207V206H158ZM161 207L164 209V211L161 209ZM170 208V209H172L171 211H169L168 209H166V208ZM185 207V206H184ZM183 207V208H184ZM188 207V206H187ZM202 207L204 208L205 206H203L202 205ZM261 207V206H260ZM18 208V207H17ZM64 208V207H63ZM76 208V207H75ZM84 208V209H85ZM106 208V207H105ZM107 208L106 209H104V210H107ZM108 208V209H109ZM121 208V209H122ZM157 208V207H156ZM186 208V207H185ZM202 208V213H204V209ZM227 210V211H225V209ZM231 208V207H230ZM90 208H88V210H89ZM212 209H213V207H212ZM95 210V209H94ZM101 210V209H100ZM166 210H167V216H165L166 214L165 213H163L162 214V212L161 211H163V212H166ZM183 210V209H182ZM189 210H190V208L188 207V210H186L185 209V212L184 213H189L190 214V212H189ZM35 211H36V213H35ZM41 212H42V210H40ZM39 211V212H40ZM85 211H86V209H85ZM97 211H99V210H97ZM96 211V212H97ZM103 211V210H102ZM117 211V210H116ZM180 211H181V208H180ZM184 211V210H183ZM183 211H181V212H183ZM188 211V212H187ZM264 211V210H263ZM40 212V213H41ZM84 212V211H83ZM91 212V211H90ZM95 212V211H94ZM93 212V213H94ZM106 212H110V213H108V215L110 216V217H112V216H114L116 213H114V215H112L111 214V211L109 210V211H106ZM121 212H122V215H121ZM179 212V211H178ZM181 212H179V214L181 213ZM206 212V211H205ZM17 213H19V212H17ZM16 213V214H17ZM54 213H56V212H54ZM61 213L62 212H60V215L59 216H61ZM65 213V212H64ZM85 213H87V212H85ZM93 213H91V215L92 216H94L93 215ZM99 213H101V211L99 212ZM105 213V212H104ZM239 213V212H238ZM243 213H244V215H243ZM46 214H47V212H46ZM52 214V213H51ZM63 214V213H62ZM83 214V213H82ZM88 214V213H87ZM86 214V215H87ZM90 214V213H89ZM106 214V213H105ZM118 214V213H117ZM116 214V215H117ZM165 214V215H164ZM209 214L213 217V219L211 218V216H209ZM37 215V216H36ZM40 215V214H39ZM49 215V214H48ZM54 215V214H53ZM90 215V216H91ZM102 215H103V213H102ZM101 214H100V216H102ZM121 215V216H120ZM184 215V214H183ZM185 215H187V214H185ZM185 215L182 217V218H184L185 219ZM204 216H203V218H205V215H206V213L205 214H203ZM226 215V216H225ZM243 215V216H242ZM17 216V215H16ZM18 216L17 217H15V218H18ZM40 216H42V215H40ZM39 216V217H40ZM83 216H84V214H83ZM98 217H100L99 215H97ZM106 216H107V214H106ZM118 216V215H117ZM180 216H181V214H180ZM188 216V215H187ZM225 216V217H224ZM236 216V217H237ZM38 217V218H39ZM48 217V218H47ZM84 217H86V216H84ZM89 217V216H88ZM96 217V216H95ZM97 217V218H98ZM103 217V216H102ZM109 217V218H110ZM116 217V216H115ZM139 217V218H138ZM192 217V216H191ZM208 217H206V218H208ZM235 217V218H236ZM244 217L246 218V220H245V222H243L242 221V218L244 219ZM14 218V219H15ZM19 218V219H20ZM62 218V217H61ZM81 218V217H80ZM79 218V219H80ZM108 218V217H107ZM106 218V219H107ZM109 218L107 219V222H108V220H109ZM179 218H181V217H179ZM178 218V219H179ZM187 218V217H186ZM22 219H20V220H22ZM88 219V218H87ZM93 219V218H92ZM100 219V218H99ZM237 219V218H236ZM235 219V220H236ZM13 220V219H12ZM85 220V219H84ZM130 220V221H129ZM186 220V219H185ZM204 220H206V219H204ZM226 220H227V222H226ZM22 221V222H23ZM87 221V222H88ZM176 221H178V220H176ZM187 221V220H186ZM193 221V220H192ZM195 221V220H194ZM203 221V220H202ZM15 222V221H14ZM83 222V221H82ZM86 222V221H85ZM100 222H101V220H100ZM197 222V221H196ZM231 222V223H232ZM242 222V223H241ZM6 223V222H5ZM11 223V222H10ZM56 223H59V225H58V227H57V230H55V224ZM80 223V222H79ZM97 223V222H96ZM179 223H180V221H179ZM194 223V222H193ZM193 223H191V225L193 224ZM226 223H228L227 225H226ZM7 224V223H6ZM18 223H16V225H17ZM34 224H36L37 225V228L36 229H34L33 228V226L32 225H34ZM89 224V223H88ZM91 224H94V225H92L91 226ZM105 224H107V223H105ZM117 224H119V225H117ZM248 224V225H247ZM10 225V224H9ZM14 225V224H13ZM104 225V224H103ZM102 225V226H103ZM204 225V226H203ZM239 225H240V227H239ZM19 226H21V224H19ZM24 226V225H23ZM35 226V225H34ZM107 226V225H106ZM123 226H121V227H123ZM207 226V227H206ZM229 226H231L232 227V224L231 225H229ZM242 227V228H241ZM23 228V227H22ZM103 228V227H102ZM117 228V227H116ZM20 229V228H19ZM128 229V228H127ZM136 229V228H135ZM138 229V228H137ZM204 229V228H203ZM10 230V229H9ZM25 230V229H24ZM107 230V229H106ZM121 230H123V228L121 229ZM121 230H119V232L121 231ZM133 230V229H132ZM186 230V231H185ZM208 230V231H207ZM112 231V230H111ZM127 231V233H128V230H126ZM137 231V230H136ZM204 231H205V229H204ZM260 233H261V235L262 236H264V227L263 226H261L260 227ZM3 232V231H2ZM123 232H124V230H123ZM134 232H135V230H134ZM130 233V237L132 238V239H130V241L132 240V241H134V242H138V240H137V238L135 237V233ZM6 233V232H5ZM226 233V234H225ZM3 234V233H2ZM116 234H118L119 235V233H116ZM123 234V233H122ZM126 234V233H125ZM193 234V235H192ZM121 235V234H120ZM8 236V235H7ZM13 236V235H12ZM81 237V238H82ZM120 237V236H119ZM122 237V236H121ZM123 237H124V234H123ZM143 237H144V239H143ZM190 237V238H191ZM80 238V241H81V244H84L83 242H86V241H84L83 240V238L81 239ZM118 238V236H116V241L118 240L117 239ZM125 238H126V236H125ZM193 238V237H192ZM107 239H109V240H107ZM113 239V240H112ZM182 239V240H181ZM82 240H83V242H82ZM86 240V239H85ZM119 240L121 241H123V239L121 238H119ZM126 240H128V236H127V239ZM18 241H19V239H18ZM21 241V240H20ZM103 241V242H104ZM125 241V240H124ZM206 241V240H205ZM13 242V241H12ZM71 242H76V243H78L75 247H74V245L72 246V249L69 247V249L67 248L68 246H71ZM88 242V241H87ZM99 242V243H98ZM103 242H101V244L103 243ZM115 242V241H114ZM11 243V242H10ZM15 243V242H14ZM76 243H74V244H76ZM109 243V242H108ZM132 243V242H131ZM182 243L183 244H185V245H182ZM206 243H207V241H206ZM227 243L229 244V246L227 245ZM28 244V243H27ZM36 244V243H35ZM34 244V245H35ZM69 244V245H68ZM87 243H85V245H86ZM101 244H99V245H97V246H100ZM104 244V243H103ZM125 244V243H124ZM210 244H212V242L210 243ZM12 245H13V243H12ZM24 245V244H23ZM26 245V244H25ZM67 245V246H66ZM88 245V244H87ZM108 245H110V244H108ZM113 245V244H112ZM116 245H117V243H116ZM129 245H131V244H129ZM263 245V244H262ZM261 244H260V247L262 246ZM30 246V245H29ZM29 246H27V247H29ZM95 246V245H94ZM93 246V243H92V247H94ZM102 246V245H101ZM115 246V245H114ZM74 247V248H73ZM77 247V252L75 253V251H73V249L75 250V248ZM88 247H89V245L87 246V248H85L86 250L84 251L86 254H90L91 252H89V250L90 249H88ZM92 247H91V250H92ZM96 247V246H95ZM120 247V246H119ZM122 247V246H121ZM136 247H138V246H136ZM100 248V247H99ZM125 248V247H124ZM131 248V247H130ZM139 248V247H138ZM138 248H137V250H138ZM263 248V249H262ZM262 248H261V251L263 250L264 251V245L262 246ZM20 249V248H19ZM25 249V248H24ZM31 249V248H30ZM70 249L72 250L71 252H74L75 254L73 255L71 252H70ZM88 249V250H87ZM119 249V248H118ZM23 250V249H22ZM28 250V249H27ZM33 251H34V249H32ZM96 250V249H95ZM102 250V249H101ZM100 250V251H101ZM131 250V249H130ZM192 250V252H193V254H191L190 253V251ZM11 251V250H10ZM30 251V250H29ZM39 251V252H38ZM79 251V252H78ZM93 251V250H92ZM100 251H98V252H100ZM103 251H104V249H103ZM126 251V250H125ZM16 252V251H15ZM31 252V251H30ZM83 252V253H84ZM96 252V251H95ZM129 252V251H128ZM140 252V251H139ZM23 253V252H22ZM105 253V252H104ZM212 253H214L215 254V252H212ZM220 253V252H219ZM218 252H217V254H219ZM28 254V253H27ZM34 254V253H33ZM94 254V251H93V253H91L90 254V256H92ZM98 255H99V253H97ZM96 253L94 254L95 255V257H94V255L92 256L93 257V260H94V258H95V260L96 261H94V262H96V264H105V263H107V264H112V261H115V260H117L116 259V256H114L115 257V259L113 258H111V257H107L106 258V260H104L103 258H101L103 255H99V256H101V257H99L98 255H97ZM126 254H128L127 252H126ZM213 254V255H214ZM216 254V255H217ZM26 255V254H25ZM198 255V254H197ZM196 255V256H197ZM262 255H263V253H262ZM80 256H81V254H80ZM89 256V257H90ZM106 256H107V254H106ZM208 256V255H207ZM215 256V255H214ZM214 256H212V254L210 255V256H208V257H206V256H204V258L206 257L207 259H206V261H205V263H204V261L203 260H205V259H203V260H201V258H200V261H202V262H200V264H220V261L222 262V258H221V256H220V258L221 259H219L217 256H215V258H212V257H214ZM26 257V256H25ZM70 257V259H72ZM197 257H199V256H197ZM197 257H193V258H197ZM201 257V256H200ZM209 257H211V258H209ZM264 257V256H263ZM14 258V257H13ZM17 258V257H16ZM32 259H33V256L31 257ZM76 258V257H75ZM75 258H73L72 260H74ZM84 258V257H83ZM211 259V260H209V259ZM217 258H218V260H219V263H218V261H217ZM224 258V257H223ZM22 259V258H21ZM79 259V258H78ZM213 259H215V260H213ZM14 260V259H13ZM23 260H25V259H23ZM81 260V259H80ZM83 260V259H82ZM86 260V259H85ZM102 261V262H99V261ZM181 258H180V261L179 262H181ZM194 260V259H193ZM66 261V260H65ZM68 261H71V260H68ZM104 261H106V262H104ZM108 261H111V262H108ZM136 261V260H135ZM139 261V260H138ZM140 261V262H141ZM217 261V262H216ZM224 261V260H223ZM264 261V260H263ZM8 262V261H7ZM24 262V261H23ZM87 262V261H86ZM85 261H84V263H80V264H85L86 263ZM194 262V261H193ZM192 262V263H193ZM61 263V264H62ZM65 263V262H64ZM70 263V262H69ZM76 263H77V261H76ZM142 263H140V264H142ZM173 263V262H172ZM177 263H175V264H177ZM191 263V262H190ZM223 263V262H222ZM264 263V262H263ZM52 264H54V262L52 261ZM55 264H57L56 262H55ZM65 264H67V263H65ZM74 264V263H73ZM89 264V263H88ZM94 264V263H93ZM117 264V263H116ZM174 264V263H173ZM225 264H226V262H225Z\"/></svg>", "mask_w": 264, "mask_h": 264}]
</instances>
